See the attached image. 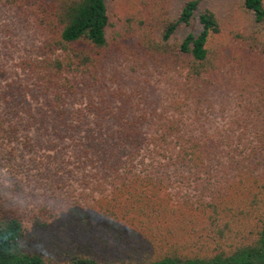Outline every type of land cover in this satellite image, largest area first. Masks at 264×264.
Returning a JSON list of instances; mask_svg holds the SVG:
<instances>
[{
  "label": "trees",
  "instance_id": "1",
  "mask_svg": "<svg viewBox=\"0 0 264 264\" xmlns=\"http://www.w3.org/2000/svg\"><path fill=\"white\" fill-rule=\"evenodd\" d=\"M204 1L177 18L152 1L110 37L107 0H0L39 41L16 69L0 57V174L16 181L27 156L47 153L52 174L89 189L64 194L70 228L91 224L81 202L92 199L101 228L126 244L117 257L61 256L7 209L0 184V264H264V0L243 1L263 40L226 44ZM117 61L131 78L151 70L164 96L149 80L131 90ZM239 74L261 86V105L213 132L211 92Z\"/></svg>",
  "mask_w": 264,
  "mask_h": 264
},
{
  "label": "rangeland",
  "instance_id": "2",
  "mask_svg": "<svg viewBox=\"0 0 264 264\" xmlns=\"http://www.w3.org/2000/svg\"><path fill=\"white\" fill-rule=\"evenodd\" d=\"M152 1L165 2L169 14L177 18L185 3L190 0H107L112 21L109 29L110 37L121 29L128 12L137 14L145 10L148 3ZM243 1L206 0L203 2L202 9L214 11L223 24V32L216 37L215 42L226 44L236 35H255L257 42L263 40V34L258 32L259 26L255 23L254 16L243 8ZM38 43L39 41L32 34V27L25 20H20L13 10L0 6V57L7 68L15 67L16 69L26 50L35 48ZM120 62L112 63L111 71L116 70L123 78L131 80L128 85L131 90L139 88V83L149 80L151 86L148 87V91L157 98L164 96L165 88L161 83H156L155 76H151V70L148 73L139 72L131 78L127 63ZM233 81L235 83L230 90L221 88L211 92L214 106L209 111L212 116L213 132L217 128L226 132L233 126L237 127L235 112L250 114L252 111L257 112L261 105V86L250 76L239 74L231 82ZM49 164L47 153L41 152L27 156L25 163L17 171L16 181L12 182L10 175L5 171L0 174V184H3L7 190V194L5 193L7 209L20 216L27 227L36 234L38 241L43 242L47 249L61 256H64V252L88 248L103 257H117L121 254L126 247L125 241L118 235L114 236L101 228V223L96 220V217L94 218L95 202H92V199H90L91 203L81 202L83 212L93 218L91 224L80 223L70 228L71 220L64 216V194L69 193L71 199L75 200L81 193L89 192V189L83 185L81 178L72 177L67 184L64 183V177L61 178L64 171L52 174L53 165L48 169ZM15 182L20 185L18 189ZM64 186H66L65 189ZM166 199L170 204H174L172 195Z\"/></svg>",
  "mask_w": 264,
  "mask_h": 264
}]
</instances>
